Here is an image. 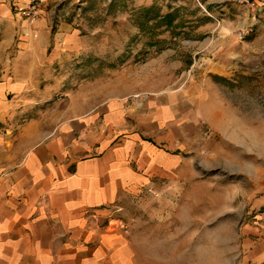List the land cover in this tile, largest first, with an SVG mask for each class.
<instances>
[{"label": "rangeland", "instance_id": "1", "mask_svg": "<svg viewBox=\"0 0 264 264\" xmlns=\"http://www.w3.org/2000/svg\"><path fill=\"white\" fill-rule=\"evenodd\" d=\"M47 7L59 14L54 24L69 22L83 40L50 70L58 85L52 98L66 91L92 105L153 93L180 98L172 123L183 127L159 132H174L177 164L109 209L130 264H235L246 247L236 232L254 214L240 206L242 190L254 184L251 149H264V5L59 0ZM6 29L0 16V41ZM221 124L243 143L245 159L230 145L231 161L220 162Z\"/></svg>", "mask_w": 264, "mask_h": 264}, {"label": "crops", "instance_id": "2", "mask_svg": "<svg viewBox=\"0 0 264 264\" xmlns=\"http://www.w3.org/2000/svg\"><path fill=\"white\" fill-rule=\"evenodd\" d=\"M57 1L44 0L40 19L29 24L20 13L28 0H0L7 25L0 41V264H130L109 209L177 164L174 132H159L183 127L172 123L180 98L153 93L94 105L67 91L52 98L58 85L50 70L83 47L72 24L53 23L59 14L47 6ZM219 131L220 162L231 161L230 145L235 159H245L243 143L223 124ZM251 152L254 184L242 190L240 206L254 214L236 232L246 247L235 264H264V149Z\"/></svg>", "mask_w": 264, "mask_h": 264}, {"label": "built area", "instance_id": "3", "mask_svg": "<svg viewBox=\"0 0 264 264\" xmlns=\"http://www.w3.org/2000/svg\"><path fill=\"white\" fill-rule=\"evenodd\" d=\"M233 2L244 5L250 9L259 6L261 0H232ZM44 0H28L27 6L21 10L22 16L29 22L35 23L41 17Z\"/></svg>", "mask_w": 264, "mask_h": 264}]
</instances>
